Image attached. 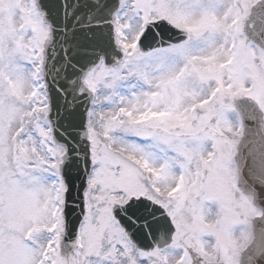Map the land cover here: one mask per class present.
Here are the masks:
<instances>
[{"label": "snow or ice", "instance_id": "obj_1", "mask_svg": "<svg viewBox=\"0 0 264 264\" xmlns=\"http://www.w3.org/2000/svg\"><path fill=\"white\" fill-rule=\"evenodd\" d=\"M257 3L0 0V264H239Z\"/></svg>", "mask_w": 264, "mask_h": 264}, {"label": "water", "instance_id": "obj_2", "mask_svg": "<svg viewBox=\"0 0 264 264\" xmlns=\"http://www.w3.org/2000/svg\"><path fill=\"white\" fill-rule=\"evenodd\" d=\"M252 25L247 37L264 50V0L251 12ZM244 127V135L237 154L240 187L251 196L262 217L253 221V242L241 258V264H264V115L259 106L250 99H241L236 104ZM74 240L65 237V244Z\"/></svg>", "mask_w": 264, "mask_h": 264}, {"label": "rangeland", "instance_id": "obj_3", "mask_svg": "<svg viewBox=\"0 0 264 264\" xmlns=\"http://www.w3.org/2000/svg\"><path fill=\"white\" fill-rule=\"evenodd\" d=\"M243 38H244V37H243ZM248 45L251 46V47L253 48V50H257L255 47H253V46L250 45L249 43H248ZM235 101H236V100L233 101V104H234ZM226 118H227V120H228L232 125H234V126H241L240 120H239L237 114L235 113V111L226 113ZM242 229L245 230V231L250 232V235H251V230H250L249 228H247V226H245V225H237V226L234 228V230H233L234 235H235V236H239V235H240V232H241ZM250 240H251V239H250ZM240 254H241V253H240Z\"/></svg>", "mask_w": 264, "mask_h": 264}, {"label": "clouds", "instance_id": "obj_4", "mask_svg": "<svg viewBox=\"0 0 264 264\" xmlns=\"http://www.w3.org/2000/svg\"><path fill=\"white\" fill-rule=\"evenodd\" d=\"M186 219H190V217H187ZM206 219L210 225H214L217 222V218L215 216H207ZM168 264H175V256L171 250L168 252Z\"/></svg>", "mask_w": 264, "mask_h": 264}, {"label": "flooded vegetation", "instance_id": "obj_5", "mask_svg": "<svg viewBox=\"0 0 264 264\" xmlns=\"http://www.w3.org/2000/svg\"><path fill=\"white\" fill-rule=\"evenodd\" d=\"M244 31V30H243Z\"/></svg>", "mask_w": 264, "mask_h": 264}]
</instances>
